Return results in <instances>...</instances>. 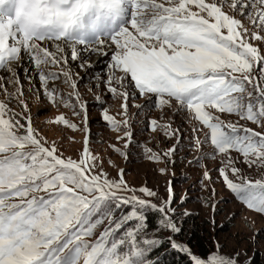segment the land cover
I'll list each match as a JSON object with an SVG mask.
<instances>
[{
  "label": "snow or ice",
  "instance_id": "snow-or-ice-1",
  "mask_svg": "<svg viewBox=\"0 0 264 264\" xmlns=\"http://www.w3.org/2000/svg\"><path fill=\"white\" fill-rule=\"evenodd\" d=\"M93 54L111 55L101 84L122 99L124 119L107 109L102 118L114 131L123 130L117 140L127 138L125 148L133 135L130 101L138 110L151 104L187 113L190 123L197 122L194 136L204 134V140L196 136V149L210 142L213 151L206 156L221 157L224 186L246 209L264 216V175L253 179L237 166L242 162L264 173V0H0V264H159L149 258L162 241L149 235L148 210L161 214V229L181 232L171 207V183L157 205L121 194L134 193L123 170L118 180L96 170L87 102L66 67L70 57L89 68ZM25 56L48 102L71 107L82 117L79 159L64 157L34 127L15 67ZM54 67L59 70L51 71ZM61 77L72 89L66 96L54 86ZM139 98L144 105L134 103ZM96 100L103 103L99 95ZM224 115L238 120L226 121ZM50 123L81 130L63 114ZM157 124L150 121L152 131ZM159 127L177 140L162 154L171 159L182 133L171 124ZM162 156L148 158L159 162ZM203 176L211 181L208 171ZM138 191L156 196L147 187ZM168 241L189 257V264H241L240 252L222 254L219 244L202 258L172 235Z\"/></svg>",
  "mask_w": 264,
  "mask_h": 264
},
{
  "label": "rangeland",
  "instance_id": "rangeland-1",
  "mask_svg": "<svg viewBox=\"0 0 264 264\" xmlns=\"http://www.w3.org/2000/svg\"><path fill=\"white\" fill-rule=\"evenodd\" d=\"M255 43V42H254ZM93 57L90 56L89 59ZM111 60V55L100 60L97 65L89 68L79 67V62L67 64L73 79L78 85L77 91L82 101L87 102V111L89 117V148L91 153L97 158V171L103 169L109 179L118 180L119 173L123 170V179L128 186L134 190V193H121L122 195L135 194L141 199L150 200L159 205L162 200L167 198V189L171 183L175 197L171 205L175 209V221L181 228V234L185 238L197 235L198 238L206 244L210 253L217 250V244L220 245V252L226 255H233L240 252L241 264H244L246 258L251 260V264H264V216L246 209L239 203L233 194L224 186L219 176L218 169L221 167V157L206 156L213 151L210 142L205 143L202 150H197L194 146L196 136L204 140L203 132L193 134L192 128L197 122H189L187 113L174 112L173 108L163 110L153 107L151 104L136 109L129 102L128 119L130 121V131L133 133L129 147L125 148L127 138L117 140V136L123 137V130L114 131L102 118V112L107 109L110 115L117 120L124 119L119 115L121 112L120 97L110 94L103 84L101 78L105 81L109 74L107 68ZM70 57L68 62H70ZM31 61L25 57L22 63L16 65V70L20 77L24 99L29 105L32 123L39 130L42 136L46 137L48 144L55 145L63 153L64 157L79 159L84 146V131L82 130V117L74 116V109L64 107L62 104L53 106L48 102L47 97L43 95L40 87V81L36 70L32 69ZM78 66V67H77ZM84 69V70H82ZM51 71H58V68H51ZM31 71V72H29ZM119 74V73H118ZM63 77L55 82V87L63 95H67L72 89L64 84ZM9 91L14 90L12 85H7ZM101 97L100 101L96 96ZM0 99H4L0 95ZM136 104H145L143 98L136 99ZM16 111H20V106L13 101L12 105ZM79 111V109H75ZM63 114L66 119L72 123L81 126V130L73 131L64 125L50 123L57 115ZM223 119L236 122L238 117L224 115ZM156 120L157 130L152 131L150 121ZM240 123H245L240 121ZM162 124H171L173 129L179 128L182 133L179 140L177 151L171 157H163L162 154L170 147L177 144L175 137L167 138L163 129L159 127ZM248 127L261 131L255 125L249 123ZM120 151H114V148ZM151 149V153H157L162 159L157 162L148 157L151 153L145 149ZM121 153H126L122 155ZM233 153V156H236ZM245 174L251 178H260L261 173L254 169H246L241 162L237 164ZM161 169L165 171L162 173ZM208 171L211 181L205 180L203 173ZM140 187H147L156 193L155 197H148L140 193ZM213 188L215 195H213ZM213 206H215L213 208ZM127 206L124 211H127ZM148 212H153L148 210ZM185 213H187L185 215ZM157 219L153 227L149 226V235L162 241L161 245L150 254L151 261H163L173 250L168 237L170 235L175 239L178 234H171L167 230L159 227ZM214 221V223H213ZM176 240V239H175ZM179 242V241H178ZM167 246H170L167 248ZM177 252L176 250H173ZM246 253V255H245ZM178 263V258L170 259ZM168 262V263H169Z\"/></svg>",
  "mask_w": 264,
  "mask_h": 264
},
{
  "label": "trees",
  "instance_id": "trees-1",
  "mask_svg": "<svg viewBox=\"0 0 264 264\" xmlns=\"http://www.w3.org/2000/svg\"><path fill=\"white\" fill-rule=\"evenodd\" d=\"M161 216L160 213L158 212H147V222L149 224V226L153 227L157 221V219H159ZM175 239L179 242H183L185 243L193 253H195L196 255L205 258L207 257L208 254H210V248L207 249L206 244L204 242H202L197 235H192L191 237H187L185 234V238L184 236L179 233V235L175 236ZM170 246H167V248ZM175 257L178 258V263L177 264H189V257L186 256L183 253L180 252H175V251H171L169 253V256H166L163 261H160L161 264H175L174 260L170 263L169 260L170 259H174ZM169 262V263H168Z\"/></svg>",
  "mask_w": 264,
  "mask_h": 264
},
{
  "label": "bare ground",
  "instance_id": "bare-ground-1",
  "mask_svg": "<svg viewBox=\"0 0 264 264\" xmlns=\"http://www.w3.org/2000/svg\"><path fill=\"white\" fill-rule=\"evenodd\" d=\"M92 56V55H91ZM110 55H108V56H99V55H95V54H93V57L90 59V62H91V67H93L94 65L96 66L97 65V63H99L100 62V60H102V59H106V58H108ZM26 57V56H25ZM24 57V58H25ZM69 64H71V66H73V62L72 61H70V62H68ZM69 66V65H68ZM67 66V67H68ZM78 67V66H77ZM80 67V66H79ZM90 67V68H91ZM69 68H70V66H69ZM68 68V69H69ZM92 69V68H91ZM31 70H35V68L32 66V69ZM82 70H84V69H82ZM29 72H31V71H29Z\"/></svg>",
  "mask_w": 264,
  "mask_h": 264
}]
</instances>
